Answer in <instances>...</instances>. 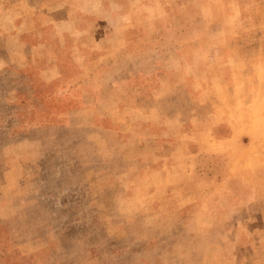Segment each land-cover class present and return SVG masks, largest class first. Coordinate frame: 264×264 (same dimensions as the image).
I'll list each match as a JSON object with an SVG mask.
<instances>
[{"label":"rangeland","instance_id":"1","mask_svg":"<svg viewBox=\"0 0 264 264\" xmlns=\"http://www.w3.org/2000/svg\"><path fill=\"white\" fill-rule=\"evenodd\" d=\"M0 264H264V0H0Z\"/></svg>","mask_w":264,"mask_h":264}]
</instances>
